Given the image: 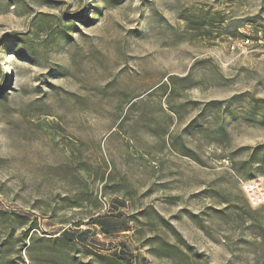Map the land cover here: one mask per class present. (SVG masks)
<instances>
[{"label":"rangeland","instance_id":"obj_1","mask_svg":"<svg viewBox=\"0 0 264 264\" xmlns=\"http://www.w3.org/2000/svg\"><path fill=\"white\" fill-rule=\"evenodd\" d=\"M0 92V209L29 236L172 264L158 213L210 264H264V0H0ZM40 246L24 264H58Z\"/></svg>","mask_w":264,"mask_h":264},{"label":"trees","instance_id":"obj_2","mask_svg":"<svg viewBox=\"0 0 264 264\" xmlns=\"http://www.w3.org/2000/svg\"><path fill=\"white\" fill-rule=\"evenodd\" d=\"M114 2V0H109ZM82 19H86L82 17ZM203 20L190 19L188 27L190 29H198L204 26ZM2 92H0L1 94ZM259 149V150H258ZM256 154L261 155L256 157ZM257 163L258 167L264 165V148L258 146L250 152L248 159L244 163L252 165ZM255 173V168L246 173V178H252ZM82 196L77 194L74 196H63L61 198L63 206L68 207H80L84 200L90 201L87 197V191L81 192ZM94 209H99L101 204L98 199L93 198L91 200ZM225 202H228L225 200ZM143 211V210H140ZM159 218L163 232H169L174 240H169L167 237L155 232V234L146 238L147 245L151 254L157 258H166L172 261V264H181L190 260V257H194L196 264H210L207 262L206 257L195 247L188 243L181 235V233L175 228V226L164 218L162 215L156 213ZM91 223L93 221H90ZM20 228V234L17 238H13L15 227ZM0 227L4 230L3 240L0 241V264H6L12 262V259L19 257L15 260V263L24 264L23 257L21 255L22 249L26 247V250L31 253L35 244H41V250L38 251V257H50L51 261L58 264H142L137 257H123L119 255H112L104 253L98 250H93L88 246L79 248L78 242L68 238L65 233L59 237H43V236H29L31 228L38 227L37 220L30 218L26 214L17 212H11L0 209ZM1 230V229H0ZM139 229H135L134 233H138ZM1 232V231H0ZM29 240V244H26V240ZM18 243V246L15 245ZM27 245V246H26ZM83 255L87 257L84 259L79 257ZM31 257V255H30Z\"/></svg>","mask_w":264,"mask_h":264},{"label":"built area","instance_id":"obj_3","mask_svg":"<svg viewBox=\"0 0 264 264\" xmlns=\"http://www.w3.org/2000/svg\"><path fill=\"white\" fill-rule=\"evenodd\" d=\"M243 187L249 193V200L253 205H259L264 202V194L261 192H253L251 184L245 183Z\"/></svg>","mask_w":264,"mask_h":264}]
</instances>
